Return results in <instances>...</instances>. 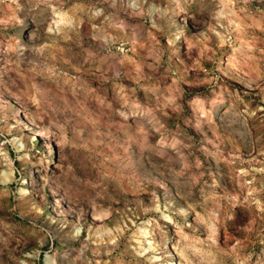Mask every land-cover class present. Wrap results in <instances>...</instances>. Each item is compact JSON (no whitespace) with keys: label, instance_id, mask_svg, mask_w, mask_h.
Instances as JSON below:
<instances>
[{"label":"rangeland","instance_id":"1","mask_svg":"<svg viewBox=\"0 0 264 264\" xmlns=\"http://www.w3.org/2000/svg\"><path fill=\"white\" fill-rule=\"evenodd\" d=\"M0 264H264V0H0Z\"/></svg>","mask_w":264,"mask_h":264},{"label":"bare ground","instance_id":"2","mask_svg":"<svg viewBox=\"0 0 264 264\" xmlns=\"http://www.w3.org/2000/svg\"><path fill=\"white\" fill-rule=\"evenodd\" d=\"M22 146H23V145H22V144H20V147H21V148H23Z\"/></svg>","mask_w":264,"mask_h":264}]
</instances>
